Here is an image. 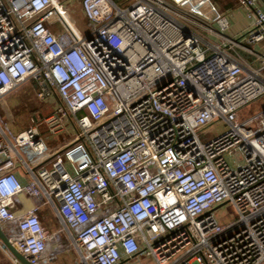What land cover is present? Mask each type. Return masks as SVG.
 Listing matches in <instances>:
<instances>
[{
	"label": "built area",
	"instance_id": "2783aa9c",
	"mask_svg": "<svg viewBox=\"0 0 264 264\" xmlns=\"http://www.w3.org/2000/svg\"><path fill=\"white\" fill-rule=\"evenodd\" d=\"M238 2L234 37L213 0H0V105L30 82L54 105L0 122V226L30 264L62 232L74 264H264V109L240 115L264 95V9Z\"/></svg>",
	"mask_w": 264,
	"mask_h": 264
},
{
	"label": "rangeland",
	"instance_id": "374dc122",
	"mask_svg": "<svg viewBox=\"0 0 264 264\" xmlns=\"http://www.w3.org/2000/svg\"><path fill=\"white\" fill-rule=\"evenodd\" d=\"M229 0H213V2L219 7L223 12H226L224 9L220 8V5H225ZM208 9V8H207ZM209 14L214 15L211 11H208ZM227 13V12H226ZM72 17L75 20L77 26L81 29L83 33L87 31L86 19L78 11V8L75 7ZM257 49V48H254ZM243 53V52H242ZM250 54L244 52V56H249ZM34 88L28 84L22 85L19 89L12 92L7 98V108H3L0 105V122H8L10 128V134L15 133L23 128H26L30 123V118L33 115H46L53 109V100L42 102L38 100L34 95ZM264 109V95L253 100L250 104L242 108L240 115L249 116L252 114H257ZM227 129L226 125L216 124L213 128H209L208 135H218L223 133ZM68 138V135H58L54 137L55 142L51 141V146L55 143L65 141ZM53 139V140H54ZM22 156L25 157L24 152H21ZM49 206L45 205L41 210H49ZM222 211L229 212L228 214H236V211L232 204L225 205ZM59 227V225H58ZM48 254L55 255L54 264H74L77 261V254L75 250L69 246L65 240L64 233L59 234V238L50 244L47 249ZM142 264H155L152 259L147 257L143 258Z\"/></svg>",
	"mask_w": 264,
	"mask_h": 264
},
{
	"label": "crops",
	"instance_id": "0c3cea01",
	"mask_svg": "<svg viewBox=\"0 0 264 264\" xmlns=\"http://www.w3.org/2000/svg\"><path fill=\"white\" fill-rule=\"evenodd\" d=\"M261 1H262V7L264 9V0H261ZM220 8L224 9L228 13V15L230 16V19H231L232 25L227 32V34L229 36H234V37L240 36L241 34H243L245 31H247L250 28L252 21L247 17L246 8L244 6H242L238 2V0H229L228 2H226L225 5H220ZM254 48H257V49H255L256 52L262 53V52H264V43L258 44ZM243 55H244V52H243ZM245 58L247 60H249L250 62H252L254 65H259L255 56L249 55V56H246ZM27 84L32 86V88H34V84L32 82L27 83ZM19 175H20V173H19ZM26 203L28 205H31L32 202H31V200H28ZM44 206L45 205H42L40 207V210L38 212L39 217L42 221V224L44 225L45 229L48 232H50V233L55 232L59 228L58 227L59 223H58L57 217L55 216V213L53 212V210L50 207H48L49 210L44 211V213H42L41 210L43 209ZM1 227L4 231V233L6 234V236H8V237H10L11 234L14 232L12 230L13 226L3 225ZM143 258H147V257L138 254V255H135L131 258H124L118 264H142ZM0 264H13L10 255L7 254V252H5L1 248V246H0Z\"/></svg>",
	"mask_w": 264,
	"mask_h": 264
},
{
	"label": "water",
	"instance_id": "95a60500",
	"mask_svg": "<svg viewBox=\"0 0 264 264\" xmlns=\"http://www.w3.org/2000/svg\"><path fill=\"white\" fill-rule=\"evenodd\" d=\"M0 242L8 249V251L16 257L21 264H30L28 260L23 256L10 242L2 227L0 226Z\"/></svg>",
	"mask_w": 264,
	"mask_h": 264
}]
</instances>
